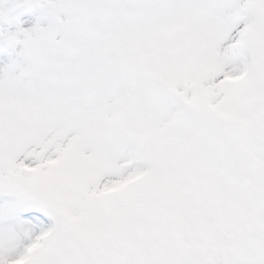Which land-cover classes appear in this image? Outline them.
I'll return each mask as SVG.
<instances>
[{
    "label": "snow or ice",
    "instance_id": "1",
    "mask_svg": "<svg viewBox=\"0 0 264 264\" xmlns=\"http://www.w3.org/2000/svg\"><path fill=\"white\" fill-rule=\"evenodd\" d=\"M0 264H264V0H0Z\"/></svg>",
    "mask_w": 264,
    "mask_h": 264
}]
</instances>
